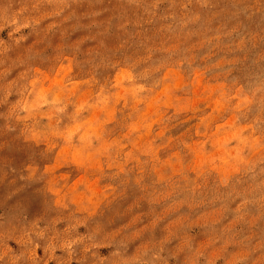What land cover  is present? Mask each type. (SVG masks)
I'll return each mask as SVG.
<instances>
[{"label":"rangeland","instance_id":"374dc122","mask_svg":"<svg viewBox=\"0 0 264 264\" xmlns=\"http://www.w3.org/2000/svg\"><path fill=\"white\" fill-rule=\"evenodd\" d=\"M0 264H264V0H0Z\"/></svg>","mask_w":264,"mask_h":264}]
</instances>
